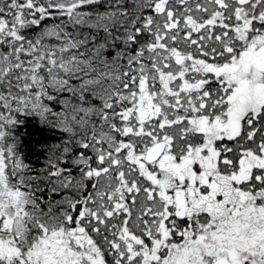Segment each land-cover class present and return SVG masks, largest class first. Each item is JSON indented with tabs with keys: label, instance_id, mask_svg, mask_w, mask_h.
<instances>
[{
	"label": "snow or ice",
	"instance_id": "1",
	"mask_svg": "<svg viewBox=\"0 0 264 264\" xmlns=\"http://www.w3.org/2000/svg\"><path fill=\"white\" fill-rule=\"evenodd\" d=\"M0 264H264V0H0Z\"/></svg>",
	"mask_w": 264,
	"mask_h": 264
}]
</instances>
